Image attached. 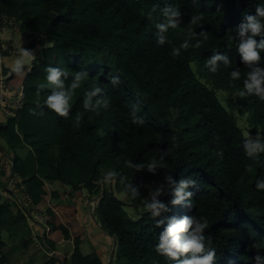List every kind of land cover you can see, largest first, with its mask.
Listing matches in <instances>:
<instances>
[{"label":"trees","instance_id":"1","mask_svg":"<svg viewBox=\"0 0 264 264\" xmlns=\"http://www.w3.org/2000/svg\"><path fill=\"white\" fill-rule=\"evenodd\" d=\"M260 2L0 0V12L17 20L22 33H39L27 49L35 50L37 41L41 47V56L32 63L23 82L26 100L19 118L7 122L15 125L22 142L13 143L1 132L6 126L0 124V136L9 140L13 156L1 145L0 151L15 163L18 187L36 206L47 198L52 205H62L65 201L60 190L68 185L73 191L98 189L94 216L103 230L117 237L113 264H169L155 252L163 227H156L154 219L138 209L148 189L141 187L142 196L135 200H123L119 198L124 194L123 186L118 181L105 184L102 177L113 170L130 181L135 178V184L155 187L168 173L177 180L182 174L193 176L198 181L196 189H190L196 193L194 207L189 210L183 204L171 205L172 196L164 195L163 202L170 208L164 215L207 217L205 235L217 250V264H255L254 255L264 256V192L255 190V181L264 178V154L259 161L245 156L242 142L246 131L223 104L219 92L235 97L239 113L247 115V133H264V101L255 96L239 97L247 69L235 51V42H229L243 15L255 14ZM165 5L179 8L182 22L169 30L168 42L160 46L154 25L164 19L160 9ZM198 12L203 13L204 20L202 27L195 29L197 33L207 32L208 41L200 49L189 48L173 57L172 49L187 38L190 16ZM216 51L226 53L231 64L221 65L213 74L205 65ZM260 64L264 66V59ZM50 65L67 72L68 81L75 72L87 70L84 89L102 88L103 97L98 98L108 99L110 107L85 111L82 89L67 119L46 107L36 109L42 115H31L29 109L36 107L38 99L42 103L46 98L47 90L39 98L35 92L40 83H46L45 69ZM236 68H240L242 79L230 83L229 73ZM113 75L121 80L115 87L110 83ZM134 106L137 115L145 117L144 126L131 123ZM77 113L83 120L74 127ZM158 150L167 151V167L156 175L135 173L125 163L158 158ZM221 151L223 157L218 155ZM52 157L68 159L65 166L70 163L76 176L71 182H60V190L48 192L38 176V164ZM249 166L250 172L246 171ZM9 175L2 167L0 176L9 179ZM127 206L134 208L137 218L128 214ZM10 211L4 215L0 209V264H50L51 260L53 264L102 263L96 251L84 255L79 248L68 259L49 256V252H58V245L48 238L44 244L37 243L24 213L17 208Z\"/></svg>","mask_w":264,"mask_h":264},{"label":"clouds","instance_id":"2","mask_svg":"<svg viewBox=\"0 0 264 264\" xmlns=\"http://www.w3.org/2000/svg\"><path fill=\"white\" fill-rule=\"evenodd\" d=\"M192 3L197 4L198 0H192ZM155 10L156 9L154 7L153 11ZM160 11L164 19L155 23L154 28L156 43L160 46H163L168 42L169 30L176 29L178 26H180L182 22V12L179 8L172 5H165L162 9H160ZM203 20L204 15L202 12L194 13L190 16V19L187 22V38L179 45V47H174L172 49L171 54L173 57L180 56L182 51H187L189 48L200 49L203 47L204 43L208 41L209 36L207 32L200 31L197 33L195 29V26L197 25L202 27ZM15 21L17 22V27L8 33L6 38L9 40V44L12 46V48L17 51V54H13L17 57L14 60L13 68L12 70L10 68V71L20 73L24 70L26 65H32V63L35 62L37 59L35 52H39L40 54L41 47L37 41L35 50L27 49L28 45L36 40L34 37L38 36L39 33H22L20 31L19 22L17 20ZM15 33L24 36V40L15 42L13 40V34ZM257 37H261V39L258 40ZM26 38H29L30 42L25 44L23 42ZM192 40H195L194 44L190 43ZM233 41L235 42V51L238 53L244 68L247 69V72L243 74V87L238 92L239 97L246 98L249 96H255L258 100L264 101V66H261L260 64V61L264 59V57L261 56V53L264 52V0H261L260 3L256 4L255 14L243 15L241 22L236 25L235 29L232 30V35L229 37V42L231 43ZM6 56L3 55V58L1 59L2 69L0 72V84L3 83L5 85H7L6 81H4L5 78H10L12 75V73L8 74L7 72L8 67H6L4 62ZM230 64L231 60L226 53L216 51L207 59L205 66L209 72L215 74L219 71L221 65L224 67H229ZM45 71L47 73L46 83H40L37 86L35 95L37 98H39L41 94L47 90L45 93L46 98L42 101V103L38 99L36 102V107L29 109L31 115H42L43 113H37L36 109L46 107L59 117L67 119L71 113L74 98L77 96L78 91L82 89L84 90L82 105L85 111L98 112L101 108L108 109L110 107V101L108 99L98 98L103 97L102 88L99 86H94L84 89V85L89 77L87 70L75 72L70 81H68V73L59 67L50 65L45 69ZM3 72L6 73L4 76ZM229 78L230 83L240 81L242 79V72L240 68L230 71ZM110 83L114 87L118 86L121 83L120 76H111ZM12 86H23L24 88V84ZM137 111L138 109L134 106L131 112V123L137 126H144L146 119L143 116L137 115ZM3 112L7 117H9V115L4 110ZM17 114V117L10 116L9 118H19V112H17ZM82 120V114L77 113L74 127H79L82 123ZM178 146L179 145L177 144V147ZM242 148L245 156L249 160L259 161L260 156L264 154V133H261L259 130H257V134L255 136H252L250 132L246 133L243 138ZM218 155L223 157V152H219ZM166 156L167 151H159L158 158L153 157L150 160H140L139 162L136 160H127L125 163L127 167L133 169L135 173H143L146 171L149 174L156 175L158 170H166ZM6 160L10 163L9 159L6 158ZM4 166L5 165H3V167ZM6 167L9 169V166ZM246 171L250 172L251 167L249 166ZM15 177L16 172L13 178H11L10 174L9 179L5 181L3 180L4 178L0 176L1 187L4 190H11L21 202L22 200L20 198V193L23 192V200L25 205L27 204L26 202H30L32 206L28 211L24 212L21 203L13 204L2 199H0V202H6L11 206V208H17L20 212H23L28 218V223L32 222L38 225L46 224L47 216L45 213L47 210H41L39 209L38 205H34L22 188L15 190L14 182H11ZM134 179L130 181L121 173L109 170L104 173L102 181L103 183L109 185L115 184L118 181L123 186L125 198L130 200H135L142 196L140 190L141 187H146L148 189L147 197H143L144 210L154 219L156 227H163V231L159 233L158 242L155 244V252L159 256L164 257L165 260L169 262V264H217V250L213 246L212 240L207 238L205 235V230H207L209 227L208 218L202 215H185L182 217L165 216L164 214L168 213L170 208L168 204L160 199L162 196L170 194L172 196L170 201L171 205L175 206L183 204L186 208L191 210L194 207L193 197L196 193L190 189H196L198 181L193 176L185 177L183 174L177 180L171 173H168L164 176L163 183H160L155 187H151L144 184H135ZM16 182H18V180ZM255 190L258 192H264V178H259L255 181ZM66 196L67 199H72L75 196L74 191H67ZM47 199L49 200V198ZM27 207H29V205H27L26 208ZM91 207L93 217L96 219V216H94L95 205ZM48 210L52 212V209L48 208ZM112 237L114 239V236ZM46 238L48 237L46 233H44L42 239L37 240L38 242L36 240L35 241L39 244H44ZM113 248L111 252L113 251ZM48 254L54 258L59 257L58 252L56 253L52 251ZM54 255H56V257ZM252 260L255 262V264H264V256H261L259 253L254 255ZM107 264H109V261Z\"/></svg>","mask_w":264,"mask_h":264},{"label":"rangeland","instance_id":"3","mask_svg":"<svg viewBox=\"0 0 264 264\" xmlns=\"http://www.w3.org/2000/svg\"><path fill=\"white\" fill-rule=\"evenodd\" d=\"M28 42H30V39L29 38H26L23 43L26 44ZM49 46H51V44H48L47 45V47H49ZM35 55H36L37 58H39L41 56V54H39V52H35ZM16 57H17L16 55H12V56H8V58H7V64H8V66L11 69L13 68L14 60L16 59ZM0 61H1V59H0ZM29 67H31V64L30 65H26L25 68H24V70L22 72H20V73H16L15 72V74L13 76H11L6 81V84L7 85H20V84H22L23 81H24L25 74L27 75V73H28L27 72V69ZM219 96H220L221 101L223 102V104L226 105L228 107V109L237 116L240 127L243 130H245L246 133H247V129L250 126V124H248V122H247V115L245 114L242 117L241 114L239 113L240 106L237 103V101L235 100V97H233V96L231 97L229 95V93L228 92H225V91L224 92L223 91H220L219 92ZM9 117H7L5 115V113L3 112V110L0 108V120H2V119L5 120L4 123L3 122L0 123L2 125V127H4L5 126L4 124H7V122L10 120ZM3 139L0 136V143L6 149L7 154L13 156V150H12V148H10L9 140H7V138H5L4 140ZM0 155H1V151H0ZM4 158L6 159L7 157L6 156H3L2 159H4ZM2 159H0V170L3 167V162H6V160H2ZM45 161H47V160H45ZM64 161L68 162L69 160L66 159L65 157H63L62 159H58V160H56V159L49 160L48 162H46V165H44L43 168H42V169L51 168L52 172L55 173L52 176L53 179H54V181L52 182L53 184L56 183V182L57 183H60V182H64V183L71 182V181L74 180V177L73 176H76L75 173H74V170H72L73 169L72 168V165L70 163H68L69 165L68 166H65V164H67V163H65ZM41 163H44V162H41ZM7 170H8V173L11 174V170H12L11 169V161H10V164H9V169L7 168ZM70 170H71L72 173L70 172ZM3 180L5 181V180H7V178L6 179L4 178ZM13 180L14 179H12L11 182L12 183L14 182L15 190L20 189L18 187V185H17V182H16L18 180V176L16 175L15 180L14 181ZM47 185L50 186L49 183ZM49 190H51V188ZM98 191H99L98 189H95V190H92V191H87V190L85 191V190H82V189L75 190V192L78 195L76 197H74V200L76 202H77L78 199H79V201H82L85 204V206H87V208H86L87 213H86V217L83 216V223H80L79 221L82 218V216L81 215H77L76 212L74 211V207L70 205V208H71L70 209V215H72L74 218L73 219H68V222L71 223V224H73V225H76V226H77L78 223H80L83 226L82 227V230H83V233H84L85 237L86 238H89L91 242H92L91 239H94V242H95L94 247L95 248L94 249L92 248L93 251H95L97 249V244L96 243H99L97 241L99 238H101V241L102 242L104 241V242L108 243L109 244L108 247L111 245L112 246L111 247V250H112L113 245H114V239H113V237L111 236L112 238H111V241H110L109 240V237L110 236H109V234L105 230H103L101 228L100 223L97 220L98 217H96V219L93 217V212H92V207L91 206H94L96 204L97 198L95 197V194H97ZM166 191H167V189H166ZM20 198H21L22 202L25 204V202L23 200V192L20 193ZM119 198H121L123 200H126L124 194L119 195ZM164 198H165V196H162L160 199L162 201H164ZM91 199H93V200H91ZM89 200H91L90 203H89ZM26 203H28V202H26ZM138 209H139L140 212H145L144 207H143V200H142V202L140 204H138ZM125 210L128 212V214L131 217L137 218V213L135 212L134 208H130L129 206H127L125 208ZM64 214L65 213L61 212L60 213L61 217L64 216ZM51 220L52 221H56V218H52L51 217ZM59 223L60 222L57 220V224H59ZM30 224H31V226H30ZM30 224H29L30 230H34V227H36L35 233H37L40 236H43L44 231H46L48 233V235L52 233L49 225H47V224L38 225V224H35V223H32V222ZM3 237H4L3 238V242H6L7 237L6 236H3ZM38 240H40V238H38ZM100 245L102 247L101 242H100ZM88 249L89 248L84 249V253H86V254L91 253ZM110 253H111V251H110ZM110 253L108 255L107 261L104 262V264H107L108 263ZM62 254H63V256H64V254L65 255H68V250H63L62 251ZM56 255H54V256L56 257ZM53 262L54 261L51 260L50 264H53ZM60 264H62V263H60Z\"/></svg>","mask_w":264,"mask_h":264},{"label":"crops","instance_id":"4","mask_svg":"<svg viewBox=\"0 0 264 264\" xmlns=\"http://www.w3.org/2000/svg\"><path fill=\"white\" fill-rule=\"evenodd\" d=\"M13 40L15 42H20V41L24 40V36H22V35H20L18 33H15V34H13ZM7 58H8V56H6V58L4 59V62H5L6 67L10 68L8 66V64H7ZM30 70H31V67H29L27 69V72L29 73ZM7 72H8V74L12 73L11 76H13L15 74L14 71H10V70H8ZM5 74L6 73L3 72V76ZM26 76L27 75L25 74L24 79L26 78ZM4 121L5 120L2 119V120H0V123L1 122L4 123ZM5 126H6L5 128L1 129V132L7 138H10L13 143H15V144L21 143L22 140H21L20 135L18 134V132H17V130L15 128V125L10 126V125L7 124ZM1 146L4 148V146L2 144H1ZM3 156H5L4 152L1 151L0 159H2ZM54 159L55 158L52 157V158H49L47 161H43L44 163H39L38 164V176L45 182L46 187H48V188L50 187L51 188V190H49L50 188L49 189L47 188L48 192L49 191L60 190V188H59L60 184L59 183H57V182L54 183V184L52 183L54 181L52 176L55 173L52 172L51 168L42 169L43 166L46 165V162H48L49 160H54ZM2 160H6V159L4 158ZM9 164L10 163L7 160H6V162H3V165H5V166H9ZM48 183H49L50 186L47 185ZM71 188L72 187L68 185V186H66V188L64 190H62V189L60 190V192L62 193V197H63V199L65 201L62 205H52V204H50V200H48V199L44 200L40 205H38L39 209L44 210V211L47 210L46 213H45V215L47 216L46 224L49 225V227H50V229L52 231V233L49 234V235H48V233L46 231H44V233H46V235H47V237L49 239H51V240H53L54 242L57 243L58 249H59L58 250V256L62 257V258H67V259H68L69 255L71 254V252L75 248H79L82 251L83 254H86V253H84V249L89 248L88 250L90 252H92L93 251L92 248L93 249L95 248L94 247V245H95L94 239H91L92 240V242H91L89 238L85 237V235L83 233V230H82L83 226L80 224V223H83V216L86 217V213H87L86 208H87V206H85V204L82 201H79V199L77 200V202L74 200V197H76L78 195L75 191H74V194L75 193L76 194H75V196L72 199H67L66 198L67 197L66 196V192L67 191H73ZM72 195H73V193H72ZM0 204H1L0 205V209H1L2 213L4 215L10 214L11 206L9 204H7V203H4V202H0ZM70 205L74 207V211L76 212L77 215H81L82 216V218L79 221L80 223H78L77 226L68 222V219H73L74 218L72 215H70V209H71ZM48 208L52 209L51 213H48ZM61 212L65 213L64 216H62V217L60 215ZM51 217L52 218H56V221H52ZM57 220L60 222L59 224H57ZM30 226H31V224H30ZM35 231H36V227H34V230H31V232L34 235V239L36 241L38 240V238L42 239V236H40L37 233H35ZM111 238L112 237L110 236L109 237L110 241H111ZM97 241L99 243H96L97 244V249L95 251L99 255V258H100V260L102 262L101 264H104V262H106L107 259H108V255H109V253L111 251V247L112 246L110 245L108 247L109 244L104 242V241L102 242L101 238H99ZM100 242L102 244V247L100 245ZM63 250H68V255L64 254V256H63V254H62Z\"/></svg>","mask_w":264,"mask_h":264},{"label":"built area","instance_id":"5","mask_svg":"<svg viewBox=\"0 0 264 264\" xmlns=\"http://www.w3.org/2000/svg\"><path fill=\"white\" fill-rule=\"evenodd\" d=\"M17 27V22L9 16L0 13V59L3 58V54L9 55L17 54V51L12 48L7 40L8 33L13 31ZM2 69V63L0 61V72ZM26 95L23 86H12L0 84V108L3 109L9 116L17 117L19 110L24 106ZM0 199L9 201L13 204H22L23 211L26 212L32 206L31 203L26 205L22 203L19 198L11 190L3 189L0 182ZM29 207L26 208V206Z\"/></svg>","mask_w":264,"mask_h":264},{"label":"water","instance_id":"6","mask_svg":"<svg viewBox=\"0 0 264 264\" xmlns=\"http://www.w3.org/2000/svg\"><path fill=\"white\" fill-rule=\"evenodd\" d=\"M7 70H10V68H7ZM9 79V77L8 78H5V80L4 81H7ZM15 172H16V166H15V163L14 162H12V172H11V178H13L14 177V175H15ZM103 178V177H102ZM114 239H115V243H114V248H113V251L111 252V254H110V259H109V264H112L113 263V260H114V256H115V249H116V244H117V242H116V236H114Z\"/></svg>","mask_w":264,"mask_h":264}]
</instances>
